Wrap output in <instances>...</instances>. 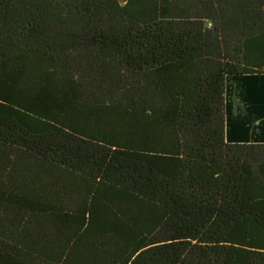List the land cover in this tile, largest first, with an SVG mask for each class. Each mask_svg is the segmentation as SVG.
Wrapping results in <instances>:
<instances>
[{"label":"trees","instance_id":"16d2710c","mask_svg":"<svg viewBox=\"0 0 264 264\" xmlns=\"http://www.w3.org/2000/svg\"><path fill=\"white\" fill-rule=\"evenodd\" d=\"M0 264H264V0H0Z\"/></svg>","mask_w":264,"mask_h":264}]
</instances>
